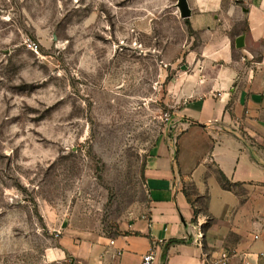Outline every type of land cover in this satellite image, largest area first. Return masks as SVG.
Returning <instances> with one entry per match:
<instances>
[{"label":"rangeland","instance_id":"374dc122","mask_svg":"<svg viewBox=\"0 0 264 264\" xmlns=\"http://www.w3.org/2000/svg\"><path fill=\"white\" fill-rule=\"evenodd\" d=\"M192 33L178 0H0V264H78L52 252L147 212L161 55Z\"/></svg>","mask_w":264,"mask_h":264},{"label":"crops","instance_id":"0c3cea01","mask_svg":"<svg viewBox=\"0 0 264 264\" xmlns=\"http://www.w3.org/2000/svg\"><path fill=\"white\" fill-rule=\"evenodd\" d=\"M188 2L193 33L161 55L176 125L146 159L147 212L127 233L52 255L140 264L154 248L155 264H213L226 251L264 264V0Z\"/></svg>","mask_w":264,"mask_h":264},{"label":"built area","instance_id":"2783aa9c","mask_svg":"<svg viewBox=\"0 0 264 264\" xmlns=\"http://www.w3.org/2000/svg\"><path fill=\"white\" fill-rule=\"evenodd\" d=\"M30 48L32 50H38V47L35 44H31ZM262 61L264 63V54ZM165 119L167 122H169L172 125V127H175L176 123L173 120L172 115L166 113ZM261 232H264V220L261 224ZM259 238H260V234L255 235L256 240ZM202 239H203V233L201 230H199L194 241L200 243ZM236 257H238L237 254H231L229 252L224 251L220 254L219 258L213 264H235L234 259ZM156 258H157L156 249L152 248L147 254L143 256L140 264H155ZM236 264H257V262L250 260L246 255H242L239 257V261Z\"/></svg>","mask_w":264,"mask_h":264},{"label":"water","instance_id":"95a60500","mask_svg":"<svg viewBox=\"0 0 264 264\" xmlns=\"http://www.w3.org/2000/svg\"><path fill=\"white\" fill-rule=\"evenodd\" d=\"M178 7H179V10H180V14H181V17L183 19H189L192 15V11H191V8L189 6V2L188 0H178ZM242 38H239V40L237 41V45L239 47H241V42H242Z\"/></svg>","mask_w":264,"mask_h":264},{"label":"trees","instance_id":"16d2710c","mask_svg":"<svg viewBox=\"0 0 264 264\" xmlns=\"http://www.w3.org/2000/svg\"><path fill=\"white\" fill-rule=\"evenodd\" d=\"M186 21H188V20H186ZM187 24H188V22H187ZM191 32H192V30H191Z\"/></svg>","mask_w":264,"mask_h":264}]
</instances>
